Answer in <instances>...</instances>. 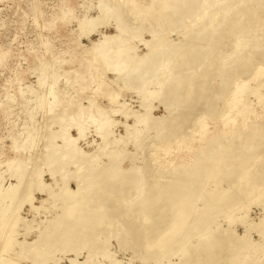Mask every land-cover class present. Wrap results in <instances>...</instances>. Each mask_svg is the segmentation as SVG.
Wrapping results in <instances>:
<instances>
[{
    "label": "bare ground",
    "instance_id": "obj_1",
    "mask_svg": "<svg viewBox=\"0 0 264 264\" xmlns=\"http://www.w3.org/2000/svg\"><path fill=\"white\" fill-rule=\"evenodd\" d=\"M128 2L130 6L133 5L130 8L132 15L128 14L130 10H127L128 6H123L124 3L112 5L110 0L102 1L100 10L113 13L116 18V23H114L116 33L95 44L91 49L92 56L90 57V64L94 65V69L99 70L101 74V77L91 81L94 82L98 91H104L103 96L107 98L109 105L115 107L112 109L113 114H119L125 118L126 122L123 123L125 136L113 138L108 128H111L115 121L108 117L106 111H103L105 109H98L99 107L94 105L96 111L100 110L97 111L98 115L96 117L89 115L92 109L94 110L90 107L91 111L89 110L88 116L93 118L89 117L96 125V132L100 135L101 142L96 143L95 151L87 154L77 146V141L84 133H82L81 125L78 124L79 116L84 110L80 102L66 96H57L53 102L48 103L49 107L54 105L47 113L50 122L58 123L60 129L63 130L62 132L60 130L59 134L63 146L61 145V150L58 145H50L52 149L47 146L51 150H49L51 154L46 150L48 158L44 164L47 170L34 168L31 169L29 175H27L29 171H25V165L21 163L20 167L23 166L24 170L22 168L20 170L19 167L15 168L13 158L8 159L7 165L14 164L10 174V177L16 180L14 184L8 183L4 186L1 183L2 173L0 172V235L2 234L1 237L4 238L3 240L0 238L2 240L0 264H23L21 260L26 259H32L30 264H60L61 260L56 259L58 255L55 256L58 253H63L62 256H65L68 264H123L115 258V253L111 252L112 241L110 240H115V246L122 251L128 250L129 252L133 246L139 248L132 249L133 253H139L138 257L141 261L139 264H149L145 263V260L152 258L151 254L156 255L153 264H161L160 260L167 258L170 253H172L171 258L176 257V259H167L168 264H209L215 262V260L207 262L210 252L214 250L212 252L214 253L221 247L230 251L236 250L233 257L234 263L238 261V264H243V262L264 264V244L251 241L248 234L253 229L258 236L264 237V123H254L255 125L252 123L253 128L249 129L251 134L243 139V143L245 142L243 145L239 143L242 135L237 130L238 128H236L238 134L234 130L236 136L233 137V134H230L233 138L228 139L229 142L225 140L218 142L221 136L208 141L206 155L204 152L203 158L195 160L196 163L194 162L195 164L189 169H182L184 172L180 171V166L179 169L170 168L167 165V169L164 170L161 168L165 167L163 164L160 167L156 166L160 165L157 164V159H153L150 163L146 156L147 153L139 163L140 166L137 163L138 157L136 158L134 154L127 155L130 165L124 168L121 163L125 159L126 152L121 148L109 150L111 145L119 147L128 141L133 142L135 147H140L144 136L141 135V130L154 128L161 139L172 136L173 140L161 141V146L155 145L152 150L146 148L145 152L151 150L153 155H157L162 147L167 154L183 152L191 149L189 140L193 141L195 138L194 141L201 142L204 137L212 135L219 126L232 128L238 115L246 117L253 112L245 104V92L242 95V92L247 91L249 87L245 88V86V89H242L243 87L238 86L243 91L239 98L233 97V99L240 108L237 107L234 113L221 110L222 115L210 121V123L214 122V125L209 127L210 123L206 120L213 117L221 106L219 103L208 101L213 95L208 93L206 96L202 84L198 92H193L198 85L193 80L195 76L193 72L207 65L201 68L199 74L200 78H204L208 76V70L211 67L216 68L221 64L219 59H216L219 57L217 43L214 46L210 45L209 41L201 36L202 32L207 30L208 24L202 27L196 25L201 16L211 13L208 12L209 7H206L207 0H128ZM184 16L189 17L191 21H189L190 24L181 26L178 32L181 38L178 41H173L170 46L164 39L165 37L160 36L161 33L156 36V27L162 28L161 21H173L177 17ZM248 17L253 20L264 19V0L251 10ZM151 19H155L156 23L153 24ZM138 20L141 24H138ZM94 23L95 19L91 20L90 26H94ZM190 26L193 27V32L198 28L199 31L195 32L196 36H191L192 33L187 30ZM144 30L150 33L152 41L143 43L148 51L140 58L139 55L131 54L130 50L134 48L132 45L134 39L142 42L140 33ZM159 32H162L161 29ZM153 33L155 36L152 35ZM251 42L253 43L249 39L239 43L238 39H235L234 48L244 51L241 53L242 56H249ZM195 43L196 45L192 47ZM174 59L181 62L174 61ZM233 60L238 61L239 58L235 55ZM108 71L119 74L124 72L127 75H124L126 77L124 80L119 79V82H123V86L129 88H137V92L142 93L140 102L142 110L131 111L126 108L125 103H117L115 98L118 92L110 85L115 83L118 90V82L103 78ZM257 71L251 74L252 77L263 73ZM159 78L160 80L162 78V81ZM145 81L146 83L152 81L149 84L154 86L148 87ZM250 90H253L255 95L257 94L255 89ZM210 91L213 94V90ZM182 94H185V97ZM163 96L167 98V103L163 98L160 101L166 108L167 116L158 119L154 124L150 116L152 108L147 102ZM181 96L184 99L180 98ZM256 97L260 102L262 95H256ZM188 98L196 100L195 105L203 101L202 106L205 107V111H202L201 113H204L200 116L194 113L198 116L195 115V126L186 129L189 131V137L181 139L179 135L170 134L169 131L177 127L179 132L180 124L188 119L190 115V112H186L190 111L186 106ZM235 101L231 100L230 104H227L233 105ZM91 104L93 102H89L90 106ZM67 108L78 117V120L76 117L72 120V122L77 120L76 124L74 123L77 131L76 137L69 133L70 111ZM175 110L180 113L177 114ZM129 118L133 119L132 124L127 123ZM175 122L176 124L173 125ZM110 137L113 139L111 140ZM28 138H34L33 134H29ZM183 143L185 145L182 147ZM172 144H177V146L173 148ZM55 148H58V152ZM55 151L57 154L53 157ZM248 155L249 160L246 159ZM103 157L107 158L106 162ZM69 165L72 169L68 171ZM62 171H65L63 175ZM45 174L49 175L51 182L45 181ZM58 174L62 175H60L63 183L61 187H58ZM69 181L73 182L75 188L69 186ZM220 181H225L227 187H222ZM56 187L59 188V193L54 191ZM36 193L43 194L46 199L34 200ZM20 196L21 201L18 203ZM255 197L257 202L254 206H260L263 215L256 217L257 220L248 219L247 224L249 225L243 229L245 230L243 235L237 234L233 228L225 229L221 224L210 228L212 221L216 220L215 216L222 217L230 225L236 220L240 221L245 216H249L248 211L239 216H234L233 212L248 204L250 198ZM14 200H16V209L18 206L27 204L28 211L34 215L38 216L41 212L52 210L49 212L52 217L39 221L40 225L35 228L30 224L36 219L35 216L28 221L16 212L11 219H8L9 212L14 207ZM48 201L51 209L47 206L46 210H41L44 208V203ZM162 204H168V207H163V211L158 213L159 209L156 208H161ZM155 221L159 222L157 224L159 227L154 225L149 228ZM19 223L22 224L21 228ZM33 232L36 234L30 238L29 235ZM242 249L250 250V261L246 259L248 256L239 258L238 253ZM218 253L223 255L221 252ZM224 255L225 259L221 258L219 263L232 264L230 253V258ZM135 257L136 255L132 254L130 261L137 260Z\"/></svg>",
    "mask_w": 264,
    "mask_h": 264
},
{
    "label": "rangeland",
    "instance_id": "obj_2",
    "mask_svg": "<svg viewBox=\"0 0 264 264\" xmlns=\"http://www.w3.org/2000/svg\"><path fill=\"white\" fill-rule=\"evenodd\" d=\"M102 1L109 0H0V172L2 173L1 183H3L4 186L8 185V183H16V180L13 177H10L11 170L14 166L15 168L19 167L18 169L22 168L23 170L25 168L26 172L29 171L27 175H29L31 169L33 170L34 168L41 169L43 171L47 170V166H45L48 158L46 150L48 152L50 150L47 146L58 145L60 147L59 149H62L61 145L63 146V144L62 140L59 139V134L63 130L60 129V125H58V123L53 124V122H50L49 114L47 116L49 109L54 106L49 107L48 103L53 102V99L57 96H66L70 99L77 100L80 102L82 109H84L80 114L82 118L79 116L80 121L78 123L81 125L82 133H84L77 141V146L82 148L85 153L89 154L95 151L97 149V144L101 142L100 135L96 132V125L91 122L92 120H90L93 118L88 116V112L91 111L90 107L94 108V110L91 108V112L93 114L90 112L89 115L91 114L93 117L98 115L100 110H97V112L94 105L99 107L98 109H105L103 111H106L108 117H110L112 121L116 122V124L114 122L115 125L112 124L111 128H108V132L111 131V136L113 138L125 136L123 126V123L126 122L125 118L119 114H113L114 111H112V109L115 107H111V105H109L107 98L103 96L104 91H98L94 82L91 81L92 79L101 77L99 70L94 69V65L92 66V64H90L92 47L95 44L100 43L105 37L113 36L116 33L114 27L116 18L113 13H107L100 10ZM261 1L263 0H207L206 7H209L208 12L211 13L207 16H201L196 22L197 27H202L203 25L208 24L207 30L202 32L201 36L203 39L208 40L210 45L214 46V44L217 43L219 47V57H215H217L216 59H219V62H221V64L216 68L211 67L210 70H208L207 77H199L201 68H205L207 65H203L193 72V74H195L193 80L198 83L193 92H198L199 87H201L202 84V88L205 89L206 96H208V93L213 95V97L208 101L211 103H219L221 106V109L217 110V113L213 117L206 120V122L209 121L210 123V121L214 120L216 117L221 116V110H228L227 113H234L237 107L240 108L233 97L239 98L241 92L243 91L242 89L247 87L249 88L246 89L247 91H243L242 95L245 92V104L249 106L253 112L246 116L247 119L246 117H242V115H238L232 128H221L218 124L219 127L216 131H213L212 129V135L204 137L201 142L194 141L195 138H193V141L189 140L191 146L190 150L175 152L173 154H167V151L163 150V147L160 148L157 155H153L154 153L151 151L155 145L161 146V141H172V136L167 139H161L157 136V132L154 128L150 130H141L139 127L141 135H144L140 142V147H135L133 142L129 141L124 145L121 144L119 147H115L114 145L109 147L110 151L121 148L126 152V156H124L125 159L121 163V166L128 168L130 165L129 159H127L129 154H134L136 158L138 157L137 163L139 165L145 157V153H147L146 156L148 157L149 162L152 163L153 159H157L156 162L160 165L156 166L160 167L163 164L165 167L161 168L164 170L167 169V165L170 168L176 167L180 169L181 167L180 171L184 168L189 169L196 163L195 160L203 158L202 154H204V152V155H206L209 146L208 141L210 142L211 140L221 136L218 142L223 140H225V142H229L228 139H232L239 131L242 135L239 139L241 142L239 141V143L243 145L245 143H243V139L250 136L249 134L251 133L249 129L253 128V124L264 123V19L257 18L253 20L248 17L251 10ZM110 3L112 5L115 3H121L122 5L124 3L123 6H128L127 10H130L131 12L127 11L128 14L132 15L130 8L133 5L130 6L131 4L128 0H110ZM94 19V26L91 27L90 21ZM117 20L119 19L117 18ZM189 21H191V19L186 16L181 18L177 17L173 21H161L160 26L162 28L160 29L162 32H159L160 29L156 27L155 34L156 36H159L158 33H161L162 35L160 34V36H164V39L167 43H169L168 45L171 46L173 41H178L181 38V36L178 35L181 26L184 24H190ZM151 22L155 24L156 20L151 19ZM138 24H141L139 20ZM187 30L190 31L189 33H192L191 36H196L195 32L199 31L197 28L193 32V27L191 26L187 28ZM152 35L155 36L154 33ZM140 36H142V42L138 39H134L132 41L134 48L130 50V53L133 55H139L141 58L143 57L142 55L148 51V48L143 43L146 41H152V39L150 33L146 30L140 33ZM235 39H238L239 43H243V41L249 39L253 41L250 45L249 56H242L241 53L244 51H241L240 48H234ZM195 45L196 43L192 44V47ZM233 53H235L234 56L236 55L239 58L238 61L233 60L234 56L231 58ZM174 61L177 60L174 59ZM86 71L87 73H85ZM254 71L263 73L252 77L251 74ZM124 75L127 76L124 72L119 74L117 72L113 73L108 71L103 78L118 82V90L115 83L110 85L112 89L118 92L115 98L118 104L125 103L126 108L129 110L140 111L142 110L140 102L143 95L142 93L137 92V88H129L123 86V82H119V79L124 80V78H126ZM160 81H162V78ZM150 82L152 81H148L147 83L145 81L144 83H146L148 87L154 86L149 84ZM238 86L243 88L241 89ZM211 89L213 90V94L212 91H210ZM250 89H255L257 91L256 95H262L260 102L253 90ZM182 95L185 97V94ZM164 97L165 96L153 98L147 102L152 108L150 116L153 118L154 124L157 123L156 121L158 119H162L164 116H167L166 108L160 101V99L163 98L164 102L167 103V98ZM184 97L181 96L180 98L184 99ZM231 100L235 101L233 105H229ZM195 101L196 100H193V98L186 99V106H188L187 109L190 110L188 111L186 109V112H190V115L186 121L180 124L181 128L179 132L177 127H175L173 130L169 131L170 134L176 133V135H179L181 139L189 137V131L186 129L190 126H195L194 121L196 116H200V114L204 113L201 112L205 111V107L202 106L203 101H199L197 105H195ZM89 102H93V104L90 106ZM67 110L70 111V118L68 122L70 123L71 128H69V133L71 136L76 137L77 131L75 124L78 117L75 116L71 109L67 108ZM73 111L75 112V110ZM175 111H177V114L180 113L178 110ZM195 112L197 115L194 114ZM45 115L46 117H44ZM74 117H76L77 120L75 119L76 121L74 120L75 122H72ZM132 121L133 119L129 118L127 123L132 124ZM49 123L50 125H48ZM175 124L176 122L173 123V125ZM212 125H214V122L210 123L209 127H213ZM57 126L59 127V130ZM236 128H238V131ZM234 130H236V134H234ZM45 132H49V134H46ZM207 132L209 133V130H207ZM55 133H58V136ZM231 133L233 134V137L230 135ZM29 134H33L34 138L29 139ZM223 134L225 135L222 136ZM48 137L51 138L49 139ZM112 137H110L111 140L113 139ZM185 143L181 144V146L183 147ZM172 145L173 148L177 146V144ZM50 148L52 149V146H50ZM146 148H151V150L145 152L147 150ZM57 149L56 151L58 152ZM57 152L54 155L52 154L53 157L56 156ZM50 154L48 155L49 157L51 156ZM199 155L202 157H199ZM222 155L223 153L221 156ZM150 156L157 158L151 159ZM10 158H13L15 164H13L14 166L6 164V161ZM26 158L27 162H25ZM104 159L106 162L107 158L103 157V160ZM246 159L249 160V155ZM15 162L18 163L16 164ZM21 163L23 166L25 165L24 168L23 166L20 167ZM68 168V171L72 169L70 165ZM25 171L23 172L26 174ZM181 172L184 171L182 170ZM61 173L63 175L65 171H62ZM60 175H57V177L59 176L58 187L63 185L60 180ZM44 179L48 183L51 182L48 174L44 175ZM212 183H214V181H212ZM223 183H225V181H220L221 186L226 188L227 184ZM69 186L75 188L72 181H69ZM22 189L23 188L21 187V190ZM54 191L59 193V188H54ZM42 198L46 199L43 194L40 195L36 193L34 195V200L37 199L40 201ZM20 201L21 196L19 197L18 203H20ZM38 201L34 202L37 203ZM248 201H250L248 204L243 205V207L240 209L238 208V210L233 212L234 216H239L241 213L244 214L248 211V218L245 216L244 219L240 221L236 220L230 225L227 224L222 217L215 216L214 219L216 220L212 221L210 228H215L217 224H221L223 228H233L237 234L243 235L245 231L243 229L249 225V223L247 224L248 219L252 218L253 220H257L259 216L263 215V211L260 209L261 207L254 206L257 202L256 197L250 198ZM48 203L49 201L45 202L44 208L41 210H46L50 207ZM34 205L37 206V204ZM163 207H168V204H162L161 208H156L159 209L157 210L158 213L163 211ZM28 210L29 207L27 204H23L21 207L18 206L16 209V200H14V207L13 210L9 212L10 216L8 219H11L16 212L20 213V216H24L28 221L35 216L36 219L30 222V224L35 228L37 225H40L39 221L52 217L49 213L52 210L41 212L38 216ZM157 224H159V222L155 221L154 224H151V226H149V224L148 226L150 228L154 225L158 226ZM21 225L22 224L19 223L20 228ZM34 234L36 233H31L29 235L31 236L30 238H32ZM248 234L249 237H251V241H258L259 243L264 244V237L258 236L256 231L253 229ZM1 236L2 234L0 235V238L3 240L4 238ZM2 240H0V246L2 244ZM110 241H112V246H110L111 252H114L116 255L115 258L123 264H139L141 262L138 257L139 253H133L132 249L136 247H131L129 252H127L128 250L122 251L115 246V240ZM222 248L225 253H223L224 251ZM213 251L214 250L210 252L209 260L207 262L214 260L215 262H210L209 264L219 263L220 259L225 256L224 254H226V258H230L229 253L232 259L231 263H234L233 257L236 250L230 251L229 249H225V247H221L217 249L216 252L212 253ZM218 252H221L223 255ZM239 253V258L248 256L249 258L247 257L246 259H249V261L251 260L250 250L242 249ZM132 254L133 256L134 254L136 255L138 261H130L129 258ZM62 255L63 253H58L55 255L57 258H55L61 260L60 264H68L65 256L63 257ZM213 255L216 256V259ZM151 256L152 258L145 260V263H154L153 261L154 258H156V255L151 254ZM168 257L162 258L159 263L162 262L161 264H168L167 259H176V257L171 258L172 253H170ZM223 259H225V257ZM21 261L23 264H30L32 259ZM204 262L206 261L204 260ZM236 263L238 264V261L234 264ZM219 264H221V262ZM243 264H248V262H243Z\"/></svg>",
    "mask_w": 264,
    "mask_h": 264
}]
</instances>
